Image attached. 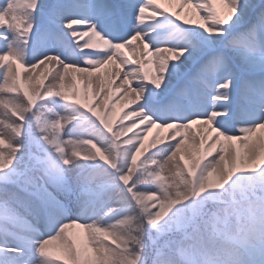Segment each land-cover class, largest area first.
Returning a JSON list of instances; mask_svg holds the SVG:
<instances>
[{"label": "snow or ice", "instance_id": "snow-or-ice-1", "mask_svg": "<svg viewBox=\"0 0 264 264\" xmlns=\"http://www.w3.org/2000/svg\"><path fill=\"white\" fill-rule=\"evenodd\" d=\"M179 3H0V264H264V0Z\"/></svg>", "mask_w": 264, "mask_h": 264}, {"label": "rangeland", "instance_id": "rangeland-1", "mask_svg": "<svg viewBox=\"0 0 264 264\" xmlns=\"http://www.w3.org/2000/svg\"><path fill=\"white\" fill-rule=\"evenodd\" d=\"M0 3H3V0H0ZM156 3L161 9L166 10V12L168 14H172V13L176 12L177 15L180 18V22H182L184 20H190V15L193 13L192 10L189 9L190 7L189 8L186 7L182 11L179 10L177 12V9H180V8L179 7H173V6L176 5L177 3H179V0H156ZM216 6H217V8L219 10L223 11V8L221 7L219 2H217ZM151 11H152L151 9L146 11V14H145L146 15V22H148L147 17L151 15ZM195 20L198 21L197 18ZM164 21L165 20H164L163 17H158L155 21L152 22L153 25H162L160 27H155L153 29V31L150 32V35H151L152 38H156L159 35L163 34V32L165 30L164 29L165 28V24H166ZM39 40H40V37L36 35L35 29H34L33 30V35H32V41H31V43L29 45V48H28V55L32 54L33 50H35L37 47L41 46ZM125 56H127L128 59H132V61H134V62H138L140 60H143L146 63L145 68H147L150 72H154L155 71V64L153 62H149L146 59H141L140 55L138 53L136 55H132V53L130 51ZM39 67L40 66H38L36 69H38ZM14 69H16V68L14 67ZM18 70L21 72V78L25 81L26 86H27V82H28L29 78L31 77L32 81H33L32 87H34L35 78H34L33 74L31 76L30 75L31 74L30 71L28 72L27 68L26 67H21L20 64H19ZM0 82H2V80H0ZM81 89H82V85H81V87H80V85H78L77 86V92L80 93ZM20 94L22 95V92ZM121 113H122V107H121V105L118 104L116 106V117L118 118ZM197 128H198V125L194 124L192 126L193 133L196 131ZM168 132H169L168 129H163V128L156 129V128H153L151 132L147 133V137H146L145 142H144L145 146H147L149 144V141L151 140V138L154 135L157 137V139H160V138L166 137ZM162 174L167 175V173H162ZM66 232H67V235L77 239L78 243H81L83 241V235H84V229L83 228L72 227L70 229H67ZM49 249L54 254H59V247H58V244H55V242L52 245L49 246Z\"/></svg>", "mask_w": 264, "mask_h": 264}, {"label": "bare ground", "instance_id": "bare-ground-1", "mask_svg": "<svg viewBox=\"0 0 264 264\" xmlns=\"http://www.w3.org/2000/svg\"><path fill=\"white\" fill-rule=\"evenodd\" d=\"M217 2H219V0H217ZM177 5V6H176ZM176 5H174L173 7H179L180 9V11H182L183 9H185L186 7H190L189 9L190 10H192V14L190 15V20L191 21H197V20H195L196 18L198 19V21H199V16L195 13V10L192 8V6L190 5V4H184L183 6H181L180 5V3H177ZM221 5V4H220ZM221 7L223 8V6L221 5ZM166 24H165V30H164V32H163V34H167V33H169L170 31H171V29L169 28V27H167V24H168V22L167 21H164ZM141 27H143V25H141ZM162 34V35H163ZM148 35L149 36H151L150 35V33H148ZM161 35H159L158 37H156V38H153L154 40H159V37H160ZM39 42H40V47H37L35 50H33V52H35V53H39L40 51H42L44 48H46V47H48L49 45H54L55 44V41L54 40H52L51 38H48V39H46V40H39ZM169 43H171V41H169ZM133 46H135V47H137V46H139V48L141 49V51H142V48H143V45L142 44H140V42L139 41H137V42H134L133 43ZM32 52V53H33ZM121 52H123L124 53V55H127L128 54V52H130V50L129 49H127V48H125V49H121ZM139 55H140V58L141 59H146V60H148V56H147V54H143V55H141L140 53H138ZM29 57H31V54L30 55H28V57H26V59H28ZM129 61L130 62H134V61H132V59H129ZM138 61V60H137ZM141 61V60H140ZM31 62V61H30ZM13 63V66L16 68V69H18V67H19V64L17 63V62H15V61H13L12 62ZM139 66V65H138ZM146 66V63L144 64V67ZM109 67V66H108ZM111 67V66H110ZM27 70H28V72L30 71V75L32 76V74H33V76H34V78H35V80L36 79H39L42 75H45V76H50L51 75V66H49V69H44L43 67H39L38 69H35V70H32V69H28L27 68ZM45 83L47 82V80L45 79V81H44ZM78 85H80V87H81V84H80V82L78 81L77 82V86ZM34 87H35V84H34ZM79 94V93H78ZM89 94H90V92H89ZM0 111H2V109L0 108ZM197 130V129H196ZM255 135H259V136H264V129H258L257 130V133L255 134ZM253 140H255V136L253 137ZM233 144H236L237 142L236 141H233L232 142ZM55 244H57V242H55Z\"/></svg>", "mask_w": 264, "mask_h": 264}]
</instances>
